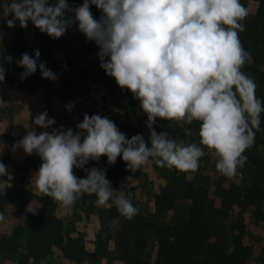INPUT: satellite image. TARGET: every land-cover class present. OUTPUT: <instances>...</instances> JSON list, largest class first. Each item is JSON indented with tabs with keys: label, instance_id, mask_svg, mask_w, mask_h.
Returning <instances> with one entry per match:
<instances>
[{
	"label": "clouds",
	"instance_id": "clouds-1",
	"mask_svg": "<svg viewBox=\"0 0 264 264\" xmlns=\"http://www.w3.org/2000/svg\"><path fill=\"white\" fill-rule=\"evenodd\" d=\"M90 5L101 10L99 20ZM69 10L74 12L71 19L65 17ZM8 15V27L19 22L25 28L31 22L54 39L78 24V31L99 48L105 74L132 93L147 116L149 142L142 135L126 138L113 121L98 114H85L76 134L62 128L39 134L28 130L14 147L40 157L32 181L41 194L63 206L94 194L97 206L112 200L120 215L131 219L138 209L125 194L112 190L105 170L85 169L89 160L101 156L110 164L120 157L130 170L151 161L157 167L195 172L207 150L220 175L242 178L238 169L247 162L244 153L261 130L264 103L255 94V80L242 71L253 59L239 38L248 16L240 0H84L75 9H69L66 0H11L4 9ZM39 56V50L22 55L24 75L39 68L43 79L55 80L56 74L38 63ZM4 71L0 67V81ZM157 119L177 122L186 137L193 132L185 125L198 122L199 142L158 133L152 127ZM54 123L47 112L33 121L40 129ZM74 169H84L86 178H77ZM6 175L7 166L0 162V176Z\"/></svg>",
	"mask_w": 264,
	"mask_h": 264
},
{
	"label": "rangeland",
	"instance_id": "rangeland-1",
	"mask_svg": "<svg viewBox=\"0 0 264 264\" xmlns=\"http://www.w3.org/2000/svg\"><path fill=\"white\" fill-rule=\"evenodd\" d=\"M261 1L240 0L248 10V16L243 21L244 28L250 22L260 4L264 3V0ZM54 2L55 0H49V3ZM66 2L69 5V9H75L80 7L84 0H66ZM10 3L11 0H0V50L9 44L16 31L21 33L23 43L27 47H29L28 44L39 47V43L31 42L34 39L33 35H40V39H37L43 43L41 46L45 51L42 63L46 61L45 63L54 65L56 64L55 60L51 59L54 49L60 47V51L63 52V49L65 51L70 48L68 46L70 43L76 45L77 48L81 46V49H84L85 43H88L85 36L78 31V24L75 23L66 29L68 32L66 41L61 37L57 41H53L54 38L52 39L46 33H42L31 22H28L25 28H21L19 22L14 27H8L7 20L11 19V15L4 16V9ZM90 11L94 19H100L102 15L101 10L90 6ZM73 16L74 12L71 10L65 13L67 19H71ZM69 34L74 36H69ZM67 40H70V43H67ZM90 47H92V53L90 55V52L86 53L87 57L82 51L81 54H72L67 51L69 53L67 60L75 64V61L81 57L83 60L79 62L85 63L84 67L75 69L72 74H75L74 77L77 79L83 78V81L81 80L79 84L81 86L72 87L68 91V94L72 98L83 101L76 107L79 114L77 125L83 121L85 114L89 116L98 114L113 121L119 131H123L129 124H135V126L149 131L147 116L140 109L139 101L127 89L118 87L115 80L105 74L100 66L99 48L94 41H91ZM75 81L73 79L72 83L75 84ZM51 83L52 80L46 79L39 89L49 87ZM0 84L9 86L4 80L0 81ZM256 96L264 103V98ZM262 121H264V113H261V123ZM152 127L158 133L161 131L167 132L171 138L174 133H184V129L175 121L157 119ZM185 128H191L193 132L192 137L195 138L194 136L197 132L196 129H199V124L198 122H193L191 125H185ZM78 131L76 126V133ZM193 142L198 143L199 140L195 138ZM244 155L264 163V132L262 130L256 131L255 142L246 150ZM117 161H119V157H117ZM0 162L5 165L6 160L4 159V161ZM215 163L216 160L213 154L207 150L206 154L201 157L199 168L195 172H180L174 168L157 167L154 162L150 161L138 170H130L128 174L119 176L115 183L112 180L110 186L112 190L114 189L113 191H120L127 197L133 198L134 206L138 209L137 215L140 217H152L160 226L174 225L185 218L190 204V201L184 195L188 184L193 183L203 186L208 196L207 214L219 225L217 234L212 236L208 241L211 248L219 247V250L223 252L224 258L235 249L239 251L240 248H243L245 249L241 250L243 264H264V200H257L255 204L251 203L257 191H264L263 172L256 169L247 161L242 169H238V173H242V178L240 176L227 178L216 171ZM73 171L77 178H82L78 169H74ZM116 172L119 173L120 168ZM1 177L3 176H0V179ZM163 189L173 191L177 199L171 210L163 215L156 216L155 197ZM118 194L120 193H114V196ZM13 200L15 201L13 196L9 202L5 199H0V210L12 204ZM73 205L80 208L85 207V209L87 208V210L96 214H107L106 217L102 216V221L98 225L100 229L96 234V254L108 257L107 261L109 264H116V262L120 261L118 248L116 247V242L120 241V225L117 220L111 219L108 213L110 207H115L113 201L110 200L104 206H97L95 203L84 202V199L80 196ZM24 218L26 224L28 223L29 225L31 220L26 217ZM11 231L14 238L25 242L28 228L23 224L17 223V226ZM62 233L65 236L63 224ZM66 241L73 242L74 246L69 249V252H62V255L67 257L84 255L79 253V247L83 248L79 233L76 238H68ZM155 244L154 238L150 237L148 249L144 253V258L150 262L154 261L156 256L157 248ZM237 244L241 245L240 248L237 247ZM108 245H111V251L108 250ZM56 248L51 247L48 255L52 257L55 254L53 252L56 251ZM212 264L215 263L213 262Z\"/></svg>",
	"mask_w": 264,
	"mask_h": 264
},
{
	"label": "trees",
	"instance_id": "trees-1",
	"mask_svg": "<svg viewBox=\"0 0 264 264\" xmlns=\"http://www.w3.org/2000/svg\"><path fill=\"white\" fill-rule=\"evenodd\" d=\"M262 2L261 0H258ZM96 8L95 5H90ZM240 41L244 49L251 54L253 63H246L242 71L252 77L257 85L256 95L264 98V3H261L257 11L245 26V30L239 33ZM39 50L40 56L38 63H42L43 54L39 47H27L23 43L20 32H15L8 45L0 50V67L4 71V81L17 91L32 94L39 90L43 81L39 68L30 75H24L25 69L19 65V61L24 53L33 56ZM8 57L12 59L9 60ZM263 123V124H262ZM260 124V129L264 132V121ZM195 138L199 140L198 130ZM126 138L134 135H142L146 142H149V131H145L135 124H129L123 131ZM174 139H184L193 142L195 138L186 137L184 133L173 134ZM150 146V143H149ZM247 161L264 175V163L251 157ZM99 168L104 169L106 178L112 184L119 176L130 172L127 164L119 157V161L110 164L107 157L101 156L98 160H89L85 169ZM120 168V172L116 170ZM82 178H86L84 169H78ZM115 177V178H114ZM0 179V199L9 202L14 192V181L11 186H1ZM114 190V189H113ZM185 198L190 201L184 219L174 225L160 226L152 217H140L135 215L131 219L120 215L116 207H110L108 213L111 219L118 221L120 225V241L116 242L119 258L123 264H243L242 253L239 244L238 249L223 257L219 247L212 249L209 239L217 234L219 225L207 214L208 196L203 186L190 183L185 190ZM127 197V196H126ZM84 202L95 203L96 196L82 195ZM133 205L134 200L131 197ZM176 194L173 191L163 189L156 195L155 215L160 216L173 208L176 201ZM251 202L255 204L257 200H264V191H257L256 196ZM42 204V211L38 216L23 211L24 217L31 220L28 226V234L25 242H21L13 236L0 231V262L4 260H14L17 264H30L37 262L47 256L51 247H57L62 252H69L74 245L73 242L66 241L62 233V223L55 216V202L52 198L42 195L39 197ZM150 237L154 238L157 248L154 261L150 262L144 258V253L149 246ZM236 247V248H237ZM79 253L85 254L82 247ZM69 257V256H68Z\"/></svg>",
	"mask_w": 264,
	"mask_h": 264
},
{
	"label": "crops",
	"instance_id": "crops-1",
	"mask_svg": "<svg viewBox=\"0 0 264 264\" xmlns=\"http://www.w3.org/2000/svg\"><path fill=\"white\" fill-rule=\"evenodd\" d=\"M66 32L61 36L65 41L66 35H68V32ZM69 36L74 35L69 34ZM33 37L31 43H39V48L45 55V51L41 46L43 43L38 40L41 36L33 35ZM53 41H57V39H53ZM86 41L88 43H85L84 49H81L80 45L77 48L76 45L70 43V40H67V43H70L68 45L70 48L67 50L64 51L63 49V52H61L60 47L54 49L51 55V59L55 60L56 63L54 65L45 63L44 59L47 68L56 74V79L52 80L49 87H43L32 94H28L13 90L5 84H0V101H2L0 102V161L5 159V165L7 166V175L2 180L1 186L9 187L11 182L14 181L13 197L15 198L12 204L0 210V217H2L0 219V231L11 236L13 235L11 230L17 226V223L20 222L26 228L29 226L24 221L23 211L35 217L41 213L43 208L39 200V197L43 194L36 189L34 181H32L42 161L35 152L29 155L22 148H15L14 145L30 129H34L37 134L41 131L51 133L58 128L65 131L72 129L73 134H76V126L79 120L76 107L83 101L72 98L68 91L72 87L81 86L79 84L81 80L83 81V78L77 79L74 77L75 74H72L75 69L84 67L85 63L79 62L83 60L81 57L75 61V64L67 60V57L69 53L81 54L83 52L87 57L86 53L90 52V55L92 53L91 41ZM28 46L31 47L32 44H28ZM72 78L76 80L75 84L72 83ZM5 104L6 106H4ZM43 112H47L48 118L55 121L47 129H40L33 124L35 117ZM54 202L55 216L62 221L65 232L64 238L74 239L79 233L85 254L67 257L62 255V250L56 248L52 257L48 255L37 262L31 261L30 264H109L108 257L96 254V234L100 229L98 225L102 221V216L106 217L107 214H96L87 210V208L85 209V207L63 206L55 200ZM111 248V245H108V250L111 251ZM0 264L17 263L14 260H4Z\"/></svg>",
	"mask_w": 264,
	"mask_h": 264
}]
</instances>
